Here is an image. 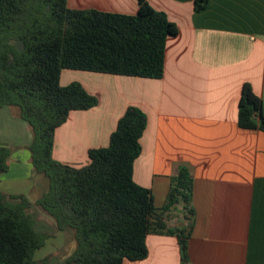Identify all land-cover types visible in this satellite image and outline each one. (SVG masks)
<instances>
[{"label":"crops","instance_id":"crops-1","mask_svg":"<svg viewBox=\"0 0 264 264\" xmlns=\"http://www.w3.org/2000/svg\"><path fill=\"white\" fill-rule=\"evenodd\" d=\"M148 0L178 34L168 39L161 79L62 70L60 85L78 82L98 104L72 111L55 129L52 158L80 167L88 151L108 146L129 106L143 111L146 129L133 163V180L164 205L171 178H192L194 222L187 264H264V133L238 126L241 88L247 83L264 114V0ZM71 9L134 15L137 0H67ZM32 133L16 107L0 108V146L12 148L0 192L30 204L35 174L27 147ZM43 188V187H42ZM44 191V190H43ZM182 220L177 219L176 223ZM47 241H45V244ZM148 255L124 264H182L174 236L148 235Z\"/></svg>","mask_w":264,"mask_h":264},{"label":"trees","instance_id":"trees-1","mask_svg":"<svg viewBox=\"0 0 264 264\" xmlns=\"http://www.w3.org/2000/svg\"><path fill=\"white\" fill-rule=\"evenodd\" d=\"M209 0H195L194 11ZM134 15L71 9L67 0H0V108L16 107L32 133L27 147L33 173L48 180L36 202L59 232L73 231L76 246L63 264H124L148 255V235L174 236L182 264L194 222L192 178L185 169L171 178L166 201L155 207L150 189L133 180L147 118L129 106L107 147L88 151L80 167L52 158L53 135L72 111L98 101L78 82L60 85L62 70L161 79L168 39L178 34L166 14L137 0ZM238 126L264 133L260 99L243 84ZM12 148L0 146V174ZM177 206L182 222L169 225ZM31 204L0 192V264H37L35 253L49 235L36 228Z\"/></svg>","mask_w":264,"mask_h":264},{"label":"rangeland","instance_id":"rangeland-1","mask_svg":"<svg viewBox=\"0 0 264 264\" xmlns=\"http://www.w3.org/2000/svg\"><path fill=\"white\" fill-rule=\"evenodd\" d=\"M36 183H40V187H36L35 191L30 195L33 199L36 196H40L42 192H46L48 189V180L40 175H35ZM43 187V188H42ZM44 190V191H43ZM30 213L34 215L36 228L49 235L44 243V246L35 253V260L37 264H63L64 259L72 253L76 243L74 240L73 231L59 232L55 228L54 220L48 216L39 206L31 204ZM182 220V208L177 206L171 216V223H176L177 219ZM170 226L176 224H170Z\"/></svg>","mask_w":264,"mask_h":264}]
</instances>
